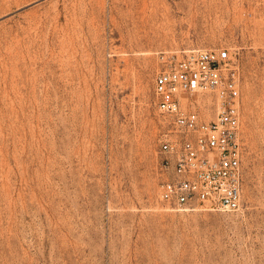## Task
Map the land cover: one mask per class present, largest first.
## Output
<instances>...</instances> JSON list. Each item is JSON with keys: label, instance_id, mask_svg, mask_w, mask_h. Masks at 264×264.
<instances>
[{"label": "rangeland", "instance_id": "374dc122", "mask_svg": "<svg viewBox=\"0 0 264 264\" xmlns=\"http://www.w3.org/2000/svg\"><path fill=\"white\" fill-rule=\"evenodd\" d=\"M263 12L0 0V264H264ZM221 49L241 71L244 206L175 211L157 196L155 71L162 55Z\"/></svg>", "mask_w": 264, "mask_h": 264}, {"label": "built area", "instance_id": "2783aa9c", "mask_svg": "<svg viewBox=\"0 0 264 264\" xmlns=\"http://www.w3.org/2000/svg\"><path fill=\"white\" fill-rule=\"evenodd\" d=\"M159 62L152 88L164 130L159 202L175 211L238 213L245 184L238 63L228 49L165 54Z\"/></svg>", "mask_w": 264, "mask_h": 264}]
</instances>
